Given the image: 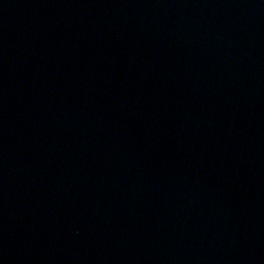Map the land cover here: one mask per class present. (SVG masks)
<instances>
[{"label": "water", "instance_id": "water-1", "mask_svg": "<svg viewBox=\"0 0 264 264\" xmlns=\"http://www.w3.org/2000/svg\"><path fill=\"white\" fill-rule=\"evenodd\" d=\"M0 264H264V0H0Z\"/></svg>", "mask_w": 264, "mask_h": 264}]
</instances>
